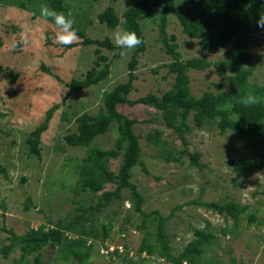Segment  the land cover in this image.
Listing matches in <instances>:
<instances>
[{
  "label": "rangeland",
  "instance_id": "rangeland-1",
  "mask_svg": "<svg viewBox=\"0 0 264 264\" xmlns=\"http://www.w3.org/2000/svg\"><path fill=\"white\" fill-rule=\"evenodd\" d=\"M71 6V17L78 29L92 38L105 39L113 30L99 22L98 14L109 5L122 16L136 0H66ZM44 0H0V164L7 174L0 172V264H23L22 249L17 246L7 257L1 249L10 244L9 238L23 235L34 227L57 226L60 219L73 214L76 204L77 179L87 147L69 145L65 136L78 129V117L83 113L95 114L102 105L103 93L116 84L127 81L128 62L132 50L109 49L97 45L62 46L55 41L58 31L50 20L40 16ZM148 16L144 21L146 51L139 56L136 78L129 97L136 99L148 93L162 95L174 83L175 75L169 71L172 61L159 38L158 24ZM121 29L124 26L119 25ZM125 30V29H124ZM169 33L177 36L178 50L183 59L207 56L212 61L224 58L227 50L204 51L199 40L186 35L177 17L169 14ZM27 34L30 43L24 46L21 35ZM250 51L255 72L250 81L264 83V32L252 29L249 33ZM112 40V39H111ZM111 62L107 79L87 89L76 91L63 102L68 83L84 78L99 56ZM16 74V78H13ZM191 90L195 96L216 91L215 83L224 79L212 66L207 70H191ZM228 86H226V90ZM62 103L55 112L49 128L41 137L42 157L29 155L26 140L30 132L45 118L54 104ZM119 110L136 118L134 128L140 135L143 165L132 172L133 183L145 197L144 210H159L168 216L166 233L173 252L180 253L195 237L197 228H207L215 234L214 242L201 255L203 264H264V169L239 177L231 160L240 156H257L264 144L240 137L233 131L221 133L218 127H197L190 119L186 133L191 153L199 155L201 166L193 164L191 155H182V161H168L163 157L166 149L176 155L185 148L178 132L166 127L162 114L145 104L119 105ZM117 125L99 136L94 145L104 149L115 145ZM163 129L167 141L165 148L147 141L146 135ZM121 158L111 162L117 170ZM145 166L148 170H144ZM114 188L108 184L107 189ZM31 199L32 206L26 208ZM236 201L247 205L236 225L224 216L206 207L190 204L193 200ZM85 205L94 204L98 196L91 191L82 195ZM181 206V207H180ZM252 215L256 219L250 222ZM113 223L106 241L95 240L87 264H154L153 256L138 254L145 237L155 241L156 220L151 217L144 228L143 216L134 206L130 190L124 191L122 200H115L96 218L97 225ZM11 229L10 234L2 227ZM127 242V247L125 243ZM90 243V241L88 242ZM56 246L44 249L43 258L49 264H79L76 258L65 259ZM130 257H133L134 261ZM34 255L29 257L33 263ZM26 263V264H28ZM165 264L168 263L165 260ZM184 264H188L185 262Z\"/></svg>",
  "mask_w": 264,
  "mask_h": 264
},
{
  "label": "trees",
  "instance_id": "trees-1",
  "mask_svg": "<svg viewBox=\"0 0 264 264\" xmlns=\"http://www.w3.org/2000/svg\"><path fill=\"white\" fill-rule=\"evenodd\" d=\"M51 8L66 15L71 12V6L66 0H44ZM173 13L182 26L183 32L191 38L198 39L202 50L226 49L224 58L212 61L207 56H196L183 59L178 50L177 36L169 33V14ZM264 15V0H136L132 2L120 16L115 6L109 5L98 14L99 22L108 28L115 29L123 25L125 30L135 31L142 43L135 48L128 62V79L116 84L111 90L103 93L102 105L95 114L83 113L78 121V129L65 136L69 145L87 147V153L82 158L76 188V210L59 220L57 226L30 228L27 233L15 239L9 238L10 244L1 249L7 257L17 246L22 249L21 260L28 263L29 257L34 255L32 264H49L43 258L44 249L49 245L56 246L61 251V257H74L79 264H87L93 242L106 241L114 228L113 223L107 222L97 225L96 218L115 200H122L124 191L129 189L134 201L135 209L143 216L144 228L147 221L154 217L156 220L155 241L152 237H145L138 247V254L146 253L149 256L164 257L172 264H203L200 261L207 248L214 242L215 234L207 228H197L195 237L184 249L175 254L171 240L166 233V224L172 213L163 215L159 210L147 213L143 205L144 195L139 192L138 185L133 183V168L143 165V150L140 135L136 133L134 125L136 118H131L119 110V105L145 104L155 107L162 114L166 127L178 132L185 148L176 155L166 149L163 157L168 161H182L183 154H190L193 164L201 166L199 155L191 153L186 133L190 131V119L199 127H218L221 133L233 131L240 137L255 140L264 144V99L252 107H245L240 103L241 97L249 92L264 97V83L254 84L250 81L255 72V63L250 51L249 33L252 29L264 32L257 26V20ZM148 16L158 24L159 38L166 53L171 56L169 71L175 75L173 86L162 95L148 93L136 99L129 97L133 90V81L136 78L135 70L139 63V56L146 51L144 21ZM77 34L82 38L84 45H97V52L101 47L117 48L110 37L105 39L92 38L85 30L74 25ZM2 40L0 39V46ZM78 45L74 43L69 45ZM122 50V49H121ZM107 56H99L95 65L90 68L84 78H74L68 83V91L63 99L67 101L76 91L90 88L108 78L111 72V62L104 63ZM214 67L223 80L216 82V91H206L201 96H195L191 90V70H207ZM2 66H0V71ZM16 78V74H13ZM226 86L228 89L226 90ZM62 103L54 104L46 112L43 121L29 134L26 142L29 145V155L42 157L41 137L49 128L55 112ZM116 124L117 138L115 145L104 149L94 145L95 140L107 134ZM164 130L156 129L146 135L151 144L165 148L167 141L163 137ZM121 158L117 170L112 168L111 162ZM239 177H246L255 170L264 169V148L257 156L240 155L231 160ZM144 170L148 172L145 166ZM0 172L7 174L5 166L0 164ZM108 184L114 188L107 189ZM91 191L98 196L94 204L85 205L82 195ZM26 208L32 206L28 199ZM190 204L211 209L224 216H229L238 225L241 215L247 210V205L236 201H202L193 200ZM181 207V206H180ZM252 215L250 222L255 221ZM2 229L14 234L5 226ZM90 241V243H88ZM127 247V242L125 243ZM134 261L133 257H130ZM23 263V264H26ZM29 264V263H28ZM75 264V263H72Z\"/></svg>",
  "mask_w": 264,
  "mask_h": 264
},
{
  "label": "clouds",
  "instance_id": "clouds-1",
  "mask_svg": "<svg viewBox=\"0 0 264 264\" xmlns=\"http://www.w3.org/2000/svg\"><path fill=\"white\" fill-rule=\"evenodd\" d=\"M40 16L46 21L50 20L53 22L58 29L54 37L58 44L69 46L79 39L77 31L74 28L75 20L70 18L71 13L66 15L63 12H58L49 5L44 4L40 7ZM256 23L258 27L264 29V15H261ZM111 39L116 47L125 51L135 49L142 43L141 38L137 36L135 31L124 30L119 26L117 29L113 30ZM20 42L24 46H27L30 43L29 36L27 34H22ZM262 99H264V97L249 92L241 97L240 103L245 107H252L259 105ZM152 260L154 261V264H165V258L158 255H154Z\"/></svg>",
  "mask_w": 264,
  "mask_h": 264
}]
</instances>
